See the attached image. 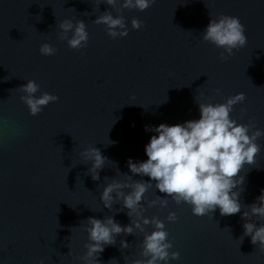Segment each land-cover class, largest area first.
Listing matches in <instances>:
<instances>
[{
    "label": "water",
    "instance_id": "1",
    "mask_svg": "<svg viewBox=\"0 0 264 264\" xmlns=\"http://www.w3.org/2000/svg\"><path fill=\"white\" fill-rule=\"evenodd\" d=\"M109 10L125 16L127 37L114 39L106 25L95 23ZM221 14L238 16L248 37L227 61L202 38L210 19ZM134 18L141 29L132 27ZM65 19L87 24L83 48L60 39ZM46 42L57 48L54 55L41 54ZM28 80L59 100L30 114L20 90ZM241 92L246 99L234 106L232 118L264 129V0H156L145 11L122 13L101 0H0V264H81L89 217L131 223L126 208L118 211L119 201L108 209L101 194L111 179L133 175L129 157L147 159L145 146L156 133L145 125L198 119V102L223 103ZM258 143L256 163L241 173L245 206L264 189V136ZM90 147L108 157L99 180L82 155ZM156 194L165 195L153 188L146 200ZM243 210L199 217L169 198L167 207H148L144 215L165 221L172 251L180 253L171 264H264V250L244 236ZM173 211L179 219L169 222ZM142 240L139 230L117 236L101 264L144 259Z\"/></svg>",
    "mask_w": 264,
    "mask_h": 264
},
{
    "label": "clouds",
    "instance_id": "2",
    "mask_svg": "<svg viewBox=\"0 0 264 264\" xmlns=\"http://www.w3.org/2000/svg\"><path fill=\"white\" fill-rule=\"evenodd\" d=\"M156 0H101L122 13L123 9H149ZM122 5V6H121ZM97 24L107 26L112 38L129 35L126 18L123 14L113 15L105 11L95 20ZM132 27L141 29L144 24L134 18ZM60 39L67 40L72 49H81L89 41V32L84 20L65 19L60 24ZM206 42L221 49V60L227 61L234 50L245 47L248 43L245 25L238 16L221 14L211 18L202 33ZM57 48L51 43H43L40 52L43 55H54ZM25 93L21 99L30 110V114L38 115L51 102L59 100L57 95L47 91L41 92L35 80H28L20 87ZM217 93L220 89L215 90ZM37 93H41L37 95ZM203 96V93H201ZM198 102L200 117L183 123L145 125V130L156 133L151 136L145 146L147 159L137 161L129 157L127 165L133 175L142 179L134 180L133 175L122 173V180L111 179L103 189L101 200L108 209L118 201L122 208L128 210L131 223L122 225L114 216L104 219L89 217L86 231L89 243L85 245L87 252L80 257L81 264H101L100 255L107 245L116 243L121 234L143 233L142 255L144 259H135L131 264H171L180 259L178 251H172L174 245L169 239V232L164 220L159 216L147 217L144 213L148 207H167L169 198L177 205L187 203L192 213L199 217L212 216L217 209L222 216L241 213L244 236H250L254 245L264 250V189L256 202L249 206L241 203V194L245 190L246 165H254L261 153L259 138L264 136V129L252 124L239 123L231 113L234 106L246 99L244 93L230 96L223 103ZM108 144L115 143L109 139ZM85 161H92L90 172L94 180L100 179V171L108 161L97 147H90L82 153ZM149 177L150 179H143ZM108 180V178H105ZM155 188L165 195H157L155 199L146 200L150 189ZM179 219L175 211L170 212L167 221ZM147 226L153 230L148 232ZM122 248H128L127 240L121 241ZM127 261V260H126ZM40 264H46L41 260ZM127 264L129 262L127 261Z\"/></svg>",
    "mask_w": 264,
    "mask_h": 264
}]
</instances>
